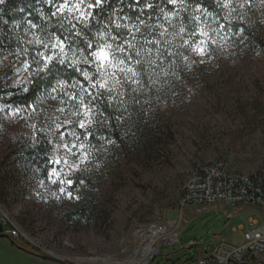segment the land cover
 I'll return each mask as SVG.
<instances>
[{
	"label": "rangeland",
	"instance_id": "obj_1",
	"mask_svg": "<svg viewBox=\"0 0 264 264\" xmlns=\"http://www.w3.org/2000/svg\"><path fill=\"white\" fill-rule=\"evenodd\" d=\"M239 2L232 0L236 11L230 15L224 7L222 12L229 21L239 20L246 31L233 32L229 21L221 23L229 29L220 30V35L229 37L228 42L222 48L214 46L215 52L204 63L184 46L189 61L182 55L181 72L172 73L162 85L156 109H149L146 119L121 113L118 128L123 132L122 144L114 139L112 145L105 143L111 138L108 135L91 141L90 160L71 175L72 195H79L78 200L58 192L59 185L51 183V172L53 168L68 171L65 165L53 163V157L66 155L63 148H57L64 143L59 133L73 141L83 132L75 125L80 117L73 115L80 107L79 100L66 102L53 93L31 105L12 103L11 98L26 90L31 76L16 73L26 62L18 53H5L0 58V213H5L9 225L21 233L23 244L68 264H125L126 258L134 256L145 231L157 222L181 216L184 182L196 165L223 160L231 173L264 174V47L251 35L259 34L264 44V6L253 0L250 9L241 10ZM241 12L243 19L239 18ZM197 15L201 21H196L192 34H182L190 42L201 39L200 27L217 28L218 21L212 15ZM20 38L37 44L34 34L24 33ZM54 40L50 37L43 42ZM48 50L51 52L50 47ZM117 75L123 79V74ZM110 87L112 98H124L126 91L121 86L110 82ZM89 91L95 95V89ZM69 93L66 89L67 97ZM75 93L82 96L80 90ZM82 98L86 102L92 99L87 94ZM60 107L65 112H58ZM93 111L96 113L94 107ZM65 120L73 123L64 125ZM95 121L90 128L105 125L104 117L96 115ZM57 123L63 125L59 130ZM69 132L75 135L69 136ZM44 138L51 166L47 177L24 159L26 149ZM74 162L79 163V159ZM84 190L91 194L94 213L90 221H80L75 215L83 202L89 203L88 198L84 200ZM183 217L189 224L180 242L163 247L154 264H183L196 259L198 247L188 248L191 241L207 249H214L222 239L240 246L244 242L240 226L252 216L242 213L229 221L217 211L199 212L189 207ZM7 250L0 245V256L8 264H52L39 263L18 250L12 256ZM90 259L96 260L92 263Z\"/></svg>",
	"mask_w": 264,
	"mask_h": 264
},
{
	"label": "trees",
	"instance_id": "obj_2",
	"mask_svg": "<svg viewBox=\"0 0 264 264\" xmlns=\"http://www.w3.org/2000/svg\"><path fill=\"white\" fill-rule=\"evenodd\" d=\"M62 2L63 0H53V3L49 4L48 0H4L3 3H0V58L5 53H18L24 61L32 64L34 68L40 69L32 72L26 90L11 98L12 103L31 105L37 99L48 97L53 93H58L66 102H70L69 97L65 95L66 89L70 90V95L80 90V84L76 83L77 81L84 86L87 85L81 73L73 70L67 63H61L59 59L45 68L39 55L40 52L45 51L44 46L31 44L26 39H21V34H34L42 41L50 37L55 38L56 35L65 37V43L68 45L66 49L68 57L75 56L78 58L80 63L77 67L90 70L93 75L96 73L95 65L86 66L89 63V60L86 59L88 43H103L108 40L115 44L130 40L136 46L135 49H128L123 56L117 53V58L127 59V56L131 54V63L134 66L135 60L140 59L142 65L137 66L140 71L139 78L146 87L138 88L137 85L127 84L124 81L122 89L126 92L123 99L121 98L122 95L109 99L111 94L104 91L95 99H90L96 109L97 118L104 117L105 120V117H110L109 122L105 120V125L98 124L93 128L94 137H89L90 141H94L98 135H108L111 136L110 139H114L116 142L120 141L122 144L123 132L118 128L119 121L116 118L123 117L121 113L127 112L132 117L144 119L146 113L150 111L149 109H156V98L162 85L169 80L172 73L181 72V53L184 54L186 50L181 45V38L183 35L192 34V29L196 23V20L193 19L195 15L205 13L203 10L206 9L218 21V24L229 21L222 12L220 0H184L183 6L179 2L175 5L171 4L168 0H104L99 7L91 10L93 18L90 19L88 26L73 20L76 29H72L69 23L72 17L67 12L63 16L59 13L53 15L58 4ZM148 3L152 4V8L146 7ZM197 8H200L201 11L197 12ZM164 13H175L171 18V23L165 19ZM125 17L128 19H124ZM118 19L121 24L138 25L141 29L140 32L129 33L123 27L117 30L112 21ZM140 20L145 23L139 24ZM229 22V29L233 32H238L244 27L239 20L232 19ZM33 23L37 25L36 28H32L31 24ZM159 25H163L167 29L163 35H161L163 29ZM180 26L186 29L183 35L177 34ZM77 30H79L80 35L76 34ZM112 34L120 36V40L113 41L111 39ZM251 35L256 44L264 47L259 34ZM146 40L152 41V43L147 44L145 43ZM137 50L140 52L139 57L135 55ZM48 54H50L49 50ZM153 60L155 64L151 63ZM60 81L65 82L63 90L57 87ZM152 81H156V83H152ZM73 84L74 87H72ZM53 88H57V91L53 92ZM48 153V144L44 138L26 149L24 159L28 164L35 166L42 173V176L47 177L51 167L47 161ZM84 192V200L87 198L89 200L90 192L87 190ZM93 213L90 200L88 204L83 202L80 208L75 211V215L80 218V221H90L93 218V216L91 217ZM68 216L71 217L72 215ZM20 244L35 252L33 248L22 242Z\"/></svg>",
	"mask_w": 264,
	"mask_h": 264
},
{
	"label": "snow or ice",
	"instance_id": "obj_3",
	"mask_svg": "<svg viewBox=\"0 0 264 264\" xmlns=\"http://www.w3.org/2000/svg\"><path fill=\"white\" fill-rule=\"evenodd\" d=\"M4 0H0V3H3ZM104 0H63L62 3H59L56 7V11L53 13V15H56L59 13L61 16L65 14V12L68 13L72 19L69 20V23L72 26V29H76V24L73 23V20L83 24L84 26H88V23L90 19L93 18L92 9L99 7ZM171 4H177L178 2L183 6L184 0H168ZM49 4L53 3V0H48ZM253 0H240L238 7L239 9H250L252 7ZM260 4L264 6V0H260ZM147 8H152V4L148 3L146 5ZM222 7L229 9V15L231 12L236 11V7L232 6V0H227V2L222 4ZM143 11V10H141ZM197 12L201 11L200 8L196 9ZM206 15L211 16V13H208L207 10H203ZM161 12H163V9H161ZM175 15V13H164V17L166 20H168L169 23H171V18ZM240 19H243V12L240 13ZM124 19H128L125 17ZM196 21H201V17L199 15H196L193 17ZM227 19V17H226ZM145 22L143 20L139 21V24H144ZM112 24L115 26L117 30H119L121 27L126 28L129 33L134 32H140V27L136 24H121L118 20H113ZM32 28H36V24H31ZM160 28L163 29L161 32V35H163V32H166L167 29L164 28L163 25H159ZM220 30L228 31L226 25L218 24L216 29L212 30H206L205 27H200L198 29L199 36L201 39L195 40V41H189L188 39H183V45L189 47L191 49V52L195 55L201 57L200 62L204 63L205 59H210L212 54L215 52L216 48L214 46L223 47L227 44L229 37L220 35ZM186 31V29L183 26H180L179 28V34H183ZM241 31H246L245 29H241ZM77 35H80L79 30L76 31ZM217 38H213V37ZM103 39V36L101 37ZM65 37H61L60 35H56L55 40L52 41L50 44H44L43 41L39 39V37L36 38L37 44H43L45 51H42L39 53L42 63L45 68H47L51 63H54L57 59L61 63H67V65L73 70L78 71L81 73V76L83 77V80L87 82L88 87H85L82 83L77 81L76 83L80 84V91L82 93L81 97H77L76 93L73 92L70 96V100H79L80 107L76 109L73 112V115H76L80 117L78 121H76L75 125H78L79 129L83 130L80 135H75L73 132H69V136L75 135V140L69 141L64 133H59L60 137L64 140V143L62 145H58L57 148H63L66 155L64 157H53V163L60 165L63 164L67 167L68 171L65 172L62 169L53 168L51 172V183L52 184H58V192L61 195H67L69 199H80L79 195H76L73 197L72 192L74 191V181L71 178V175L74 171H79L81 164H87L88 161L91 158V152L92 147L91 141L89 140V137H94V129L90 128V126L96 122L95 116L96 113L93 111V105L91 103V100L84 101L83 100V94H87L92 99H95L96 96L100 95L102 91L111 93L113 91V87H110V82L113 86H123L124 81L130 82L133 85H137L138 88H144L146 85L141 81L140 77V71L137 66L142 65V61L140 59H136L134 64L131 63L132 56L129 54L127 56V59H118L117 53H119L121 56L128 51V49H135V45L130 40H124L122 43H115L113 44L111 41L105 40L103 43H88L87 44V56L86 59L89 60V63L86 66L91 67L92 65H95L96 73L93 75L90 70H83L77 65L80 63L79 59L75 56L68 57V53L66 51L68 45L65 43ZM111 39L113 41H119L120 36L116 34H112ZM133 39L135 37L133 36ZM223 41L224 44H220L219 42ZM145 43L150 44L152 41H145ZM158 43V41H157ZM51 48L50 54H48V49ZM115 49V51H114ZM151 51V50H149ZM136 57L140 56V52L137 50L135 52ZM183 55V59L185 61H189L188 55ZM152 64H155V61H151ZM192 63H195V61H192ZM191 66L190 64L188 65ZM40 69L34 68L32 64H29L25 62L22 67L17 68L15 71L16 73L19 72H28L31 76V73L33 71H38ZM117 73L123 74V79ZM6 78V77H5ZM152 83H156V81H152ZM75 85L73 84L72 87ZM57 87L61 90L65 88V82L60 81L57 85ZM89 88L95 89V95L89 91ZM53 92L57 91V88H53ZM56 96H51V99H56ZM109 99H112L111 96L108 97ZM64 101L61 99V104H63ZM2 110V109H0ZM33 111L35 109L33 108ZM58 112L63 113L65 112V108L60 107L57 109ZM14 115H18V113H14ZM118 121L122 119V117L116 118ZM105 120L109 122L110 117H105ZM73 122L70 120L63 121L64 125H70ZM63 125L60 123L56 124V130L61 129ZM35 126L33 125V128ZM104 139V137H103ZM105 143L112 145L115 143V141L111 139L105 140ZM79 159V163H75L74 160ZM81 184H83V180L79 181ZM53 196H56L57 199L60 197L57 195V192L52 193Z\"/></svg>",
	"mask_w": 264,
	"mask_h": 264
},
{
	"label": "built area",
	"instance_id": "obj_4",
	"mask_svg": "<svg viewBox=\"0 0 264 264\" xmlns=\"http://www.w3.org/2000/svg\"><path fill=\"white\" fill-rule=\"evenodd\" d=\"M189 207H196L199 212L217 211L229 221L242 213L252 217L240 226L244 231V242L240 246L222 239L214 249H207L191 241L188 248L198 247L197 258L183 264H264V174L231 173L223 160L212 165L201 163L190 170L183 187L181 216L157 222L145 231L134 249V256L126 258L127 264H154L162 255L163 247L179 243L189 224L183 217ZM248 210L251 213H247ZM0 223L14 242L23 241L21 233L4 221L1 213Z\"/></svg>",
	"mask_w": 264,
	"mask_h": 264
},
{
	"label": "water",
	"instance_id": "obj_5",
	"mask_svg": "<svg viewBox=\"0 0 264 264\" xmlns=\"http://www.w3.org/2000/svg\"><path fill=\"white\" fill-rule=\"evenodd\" d=\"M0 239H7L12 245H14L17 249L23 251V252H26V253H29L31 255H34L42 260H46V261H50V262H55V263H58V264H68L58 258H55L53 256H50V255H41V254H38V253H34V252H31L27 249H25L24 247L18 245L16 242H14L7 234L4 233V227L3 225L0 223Z\"/></svg>",
	"mask_w": 264,
	"mask_h": 264
},
{
	"label": "crops",
	"instance_id": "obj_6",
	"mask_svg": "<svg viewBox=\"0 0 264 264\" xmlns=\"http://www.w3.org/2000/svg\"><path fill=\"white\" fill-rule=\"evenodd\" d=\"M0 245H1L2 247H5V248L10 249V250H7V251L10 252V253H11L10 255H12V256H15V255H13V254H14V252H15L16 250H18V251H20V252L22 253L21 255H27L28 257H32V258H34V259H37V261H38L39 263H41V261H43V262H47V263L58 264V263H55V262H50V261L42 260V259H40V258H38V257H36V256H34V255H31V254H29V253L23 252V251L17 249L14 245H12L7 239H0ZM18 245H20V244H18ZM20 246H22V245H20ZM22 247H23V246H22ZM25 249H26V248H25ZM27 250H28V249H27ZM29 251H30V250H29ZM31 252H33V251H31ZM34 253H36V252H34ZM0 264H8L7 260H3V256H0Z\"/></svg>",
	"mask_w": 264,
	"mask_h": 264
},
{
	"label": "bare ground",
	"instance_id": "obj_7",
	"mask_svg": "<svg viewBox=\"0 0 264 264\" xmlns=\"http://www.w3.org/2000/svg\"><path fill=\"white\" fill-rule=\"evenodd\" d=\"M212 164H216V162H210V163L208 162V163H205V165H212ZM2 217H3V220H4V221H6V222L9 221V218H8L7 215H6L5 213H3V212H2ZM95 260H96V259H90L89 262L94 263ZM125 264H127V262H126Z\"/></svg>",
	"mask_w": 264,
	"mask_h": 264
}]
</instances>
